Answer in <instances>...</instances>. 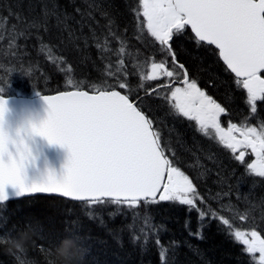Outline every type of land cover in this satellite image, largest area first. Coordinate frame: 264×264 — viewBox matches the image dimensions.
<instances>
[{
    "label": "snow or ice",
    "instance_id": "6c2138e0",
    "mask_svg": "<svg viewBox=\"0 0 264 264\" xmlns=\"http://www.w3.org/2000/svg\"><path fill=\"white\" fill-rule=\"evenodd\" d=\"M76 11L81 14V21L77 23L81 24L82 30L93 17V11L81 12L79 8ZM131 11L136 38L160 54L146 71L131 73L139 75L137 86L128 80L130 73L124 58L127 40L109 19L104 26L107 32L102 34L103 39L95 31L91 33L101 59L105 61L104 79L85 85L83 80L74 82L69 76L63 90L54 95L42 94L48 114L39 126L30 125L24 129V136L18 132L16 138H12L5 128L7 101L0 97V204L35 193H55L85 202L88 207L112 204L138 209L141 205L178 202L188 206L189 211L197 212L200 221L206 217L218 219L227 226L230 236L244 245L243 250L255 264H264V224L257 223L256 218L245 211L236 218L242 222L251 220L252 227L237 228L210 205L202 207L206 205V199L198 192L193 179L178 166L172 145L162 138L160 129L153 126V119L143 111L140 98L130 99L139 89H144L145 95L159 94L160 89H166L162 98L168 102L170 110L195 121L197 130L204 136L218 138L232 153L238 152L235 156L238 161L245 159L246 153L241 149H250L255 160L246 167L255 177L264 178V121L258 126H251L246 120L241 125L229 122L223 127L221 115L226 114V107L198 87L197 80L177 60L172 44L174 37L185 35L186 29L190 28L193 35L189 39L194 40L197 47L214 45L218 59L234 74L237 88L246 92L245 103L250 113L255 114L258 102H264V0H136ZM49 17H55L56 25H63L69 38L73 37L67 24L69 17L58 12L53 3L51 8L44 5L42 20L27 23L23 31L17 32L14 25L13 42L17 37L30 36L31 29L38 32L43 28L47 32ZM0 27H3L2 18ZM109 38L120 45L114 51L115 62L104 55L113 52ZM37 40L42 38L37 35ZM132 67L137 68L135 61ZM67 71H73L71 65ZM157 80L163 82L151 89L143 83ZM31 136H40L49 144L67 148L69 159L60 179L49 173L41 183L26 182L25 168L35 159L25 142V138ZM9 186L15 191L10 193ZM219 196L217 193L216 198ZM88 215L91 218L93 213L90 211ZM144 224L139 233L133 234V242L140 241L142 236L146 246L149 230L157 233L155 243L161 264H167L170 249L161 243L159 229L147 217ZM64 231L55 244L70 238L83 246V237L78 231L72 228ZM190 235L202 238L199 232L192 233L191 230ZM13 238L10 230L0 236V244ZM40 248L50 255L52 248L44 245ZM17 261L18 264H34L26 262L21 255H17ZM48 264H52L51 259Z\"/></svg>",
    "mask_w": 264,
    "mask_h": 264
},
{
    "label": "trees",
    "instance_id": "16d2710c",
    "mask_svg": "<svg viewBox=\"0 0 264 264\" xmlns=\"http://www.w3.org/2000/svg\"><path fill=\"white\" fill-rule=\"evenodd\" d=\"M53 3L58 12L69 17L67 24L74 33L72 38L63 25H56L55 17H49L47 32L43 28L38 32L31 29L30 36L17 37L13 42L14 25L17 32L23 31L27 23L42 20L44 5L51 8ZM135 4L136 0H0V18L3 20V27H0V95L28 98L54 95L64 89L69 76L74 82L83 80L85 85L99 83L104 79L105 61L101 59L91 33L95 31L103 39L102 34L107 32L104 26L109 19L115 30L127 40L124 58L130 73L128 80L137 86L139 75L131 73L146 71L160 54L136 38L131 11ZM78 8L81 12L93 11V17L87 20L82 30L81 24L77 23L81 21V14L76 11ZM37 35L42 40L38 41ZM189 36L186 30L185 35L174 37L172 44L177 60L197 80L198 87L226 107L228 118L243 117L248 124L253 119L264 121V108L258 106L257 113H250L243 92L235 87V79L218 61L215 52L205 46L197 47ZM109 39L113 52L104 55L115 62L114 51L120 45ZM134 61L136 69L132 67ZM68 65L72 66L71 73L67 71ZM162 82L143 83L151 89ZM166 91L160 89L159 94L145 95L144 89H139L130 99L140 98L143 111L153 119V126L158 127L162 138L172 145L178 166L193 179L198 192L206 199L207 203L202 207L210 205L237 228L252 227L251 220L242 222L236 218L245 211L250 212L257 223L264 224V178L250 173L246 159L243 162L236 160V155L215 138L204 136L190 121L170 110L168 102L162 98ZM166 155L171 156L170 153ZM217 193L220 194L218 199ZM90 211L93 213L91 218ZM134 213L138 215L134 217ZM145 217L159 229L161 243L170 249L167 264H255L243 250V245L230 236L227 226L215 218L206 217L200 221L197 212L189 211L188 206L178 202L128 209L112 204L88 207L85 203L45 196L0 206V236L11 230L17 237L27 231L28 225L37 232L23 254L9 251L7 243L0 244V264H18L17 255L26 262L48 264L51 256L40 246L53 248L57 237L64 235L66 228L78 231L83 237V247L87 249L83 264H161L155 243L157 233L149 230L146 246L142 243V236L140 241L133 242V234L145 227ZM190 230L199 232L202 238L190 235ZM172 241L176 244H171Z\"/></svg>",
    "mask_w": 264,
    "mask_h": 264
},
{
    "label": "water",
    "instance_id": "95a60500",
    "mask_svg": "<svg viewBox=\"0 0 264 264\" xmlns=\"http://www.w3.org/2000/svg\"><path fill=\"white\" fill-rule=\"evenodd\" d=\"M189 31L191 32L190 28ZM207 46H211L215 49L214 45ZM216 51L218 52V50ZM220 62L224 65L222 60H220ZM224 67L227 69L226 65H224ZM227 71L235 77L230 70L227 69ZM2 98L7 101L6 106L8 109L5 116V128L12 138H16L18 132L21 136H24V131H22V129L28 128L30 125L39 126V124L47 118L48 106L44 103L42 97ZM25 142L28 144L35 158L33 161L29 162L25 168L27 183H41L47 179L49 173L53 174L57 179H60L63 176L65 166L69 159V152L66 147H62L59 144H49L46 139L40 136L26 137ZM8 191L11 193L15 190L9 186ZM36 196L56 197L70 202L84 203L73 201L70 198L61 197L55 193H35L25 197L12 198L3 204Z\"/></svg>",
    "mask_w": 264,
    "mask_h": 264
},
{
    "label": "clouds",
    "instance_id": "9594fccd",
    "mask_svg": "<svg viewBox=\"0 0 264 264\" xmlns=\"http://www.w3.org/2000/svg\"><path fill=\"white\" fill-rule=\"evenodd\" d=\"M35 235H37L35 228L29 227L27 231L7 241L8 250L13 253L25 251L29 240ZM86 255L87 249L70 238L62 239L55 244L50 253L52 264H83Z\"/></svg>",
    "mask_w": 264,
    "mask_h": 264
},
{
    "label": "flooded vegetation",
    "instance_id": "af4514ba",
    "mask_svg": "<svg viewBox=\"0 0 264 264\" xmlns=\"http://www.w3.org/2000/svg\"><path fill=\"white\" fill-rule=\"evenodd\" d=\"M258 105L261 108H264V102H258ZM242 119H243V117H241L240 119H234V121H237L238 122V121H240ZM230 120H232V119L228 118L227 114H222L221 115V122H222V126L223 127H227V123L230 122ZM236 135L239 138V135L238 134H236Z\"/></svg>",
    "mask_w": 264,
    "mask_h": 264
},
{
    "label": "rangeland",
    "instance_id": "374dc122",
    "mask_svg": "<svg viewBox=\"0 0 264 264\" xmlns=\"http://www.w3.org/2000/svg\"><path fill=\"white\" fill-rule=\"evenodd\" d=\"M184 118H186V117H184ZM241 151H245V153H246L245 154V158L247 159L248 163H251V162H253L255 160V156L251 154V150L250 149H247V150L241 149ZM236 154L238 155L239 153L237 152ZM257 256H258V254H257Z\"/></svg>",
    "mask_w": 264,
    "mask_h": 264
}]
</instances>
